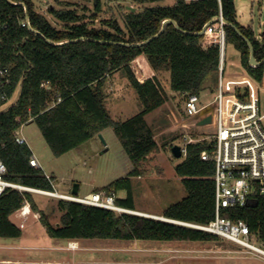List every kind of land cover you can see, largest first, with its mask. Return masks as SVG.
<instances>
[{
	"label": "trees",
	"instance_id": "16d2710c",
	"mask_svg": "<svg viewBox=\"0 0 264 264\" xmlns=\"http://www.w3.org/2000/svg\"><path fill=\"white\" fill-rule=\"evenodd\" d=\"M0 0V22L9 20L10 28L0 37V64L11 66V91L21 83L17 103L0 113V159L7 166L6 179L26 187L54 191L53 177L31 164L33 152L28 144L16 141L22 124L36 122L55 156L79 149L104 128L112 127L132 162L128 176L107 187L108 192L126 190L125 199L116 203L136 210L132 177L144 176L147 164L159 152L147 114L165 104L169 95L157 71L170 72L172 90L201 95L205 81L218 75L220 50L218 44H203L205 34L197 35L213 18L222 14L227 43L240 53L241 72L261 83L264 64L252 66L250 47L239 31L252 43L258 61L264 59V33L258 40L250 26L237 17L235 0H176L174 5L146 6L126 14L124 26L115 19H105L103 26L89 25L85 14L74 8L50 7L49 12L63 26L53 25L35 7L32 0ZM143 1V0H141ZM31 27H21L18 16L25 7ZM100 10V0H95ZM166 19L172 23L153 40L135 45L156 35ZM50 41H48V40ZM124 69L135 89L140 111L127 120H115L106 107L104 86L107 78ZM175 139V138H174ZM172 139V141L174 140ZM207 140L186 144V155L175 167L187 191L186 197L168 206L163 217L177 221L208 223L215 218V165L202 159L201 153L211 150ZM173 146V145H172ZM28 202L40 214L46 232L55 238L83 239L217 241L221 237L172 221L132 212L87 205L60 199L62 211L57 223L39 208L28 190L7 188L0 195V237H20L22 228L13 215ZM220 215L232 220L243 219L264 242V199L246 207H224Z\"/></svg>",
	"mask_w": 264,
	"mask_h": 264
},
{
	"label": "rangeland",
	"instance_id": "374dc122",
	"mask_svg": "<svg viewBox=\"0 0 264 264\" xmlns=\"http://www.w3.org/2000/svg\"><path fill=\"white\" fill-rule=\"evenodd\" d=\"M32 1L37 10L57 27L63 24L49 12L50 7L76 8L85 14V21L89 25L103 26L105 19H115L124 26L128 7L140 11L146 6L174 5L176 2V0H100L101 9L96 10L95 0ZM235 5L239 22L250 26L257 39L261 41L264 33V0H235ZM214 25L218 26L217 23ZM206 36L211 37L213 33L205 34L202 41L204 45L207 43ZM224 62L225 71L222 74L211 75L205 81L206 89L201 93L202 102L215 99L222 78L226 92L231 91L234 84L248 83L249 78L253 82L250 84L251 94L256 93L255 86H258L256 81L248 75V78L239 77L240 53L230 43L226 45ZM168 72L159 70L157 74L168 92L169 99L146 116L148 124L155 132L159 152L147 164L148 171L144 176L132 177L136 210L156 216H162L168 206L187 195L181 177L175 170L184 156L176 157L172 153V145L184 146L185 135L196 139H209L215 133L213 123L199 125L198 117H188L184 113L185 97L171 89ZM104 92L106 107L113 119L124 121L140 111L138 95L124 69L107 78ZM21 132L32 152L40 160L45 175L53 177L54 183L57 184L56 189L68 194L73 193L75 184L80 187L79 196L105 188L113 181L128 176L133 168L112 127L104 128L101 137L98 134L83 143L79 149L71 150L62 156L53 154L36 122L23 124ZM30 192L39 208L50 213L49 220L57 223L62 214L58 201L62 198ZM127 195L126 190L117 191V196L121 199H125ZM25 205L29 203L26 202ZM29 208L30 213L26 216L20 214V209L13 215V221L22 228V235L0 237V261L10 260V264H244L248 260L251 264H264L255 259H247L248 254L243 252L242 247L222 237L214 242L83 239L68 243L67 239L50 236L40 222V214ZM72 244L75 246L72 247Z\"/></svg>",
	"mask_w": 264,
	"mask_h": 264
},
{
	"label": "built area",
	"instance_id": "2783aa9c",
	"mask_svg": "<svg viewBox=\"0 0 264 264\" xmlns=\"http://www.w3.org/2000/svg\"><path fill=\"white\" fill-rule=\"evenodd\" d=\"M10 2L18 4L12 0ZM18 19L21 27L32 29L26 7L24 16H18ZM216 23L218 26L212 25L205 31V34H209L213 27L218 30L214 43L219 46V73L222 74L225 71L224 58L227 45L224 29L226 22L222 14ZM9 28V20L0 22V37ZM206 39L208 41V37ZM224 83V79L222 78L219 91L212 101L202 102L201 95L198 94H183L185 97L184 113L188 117H199L200 112L205 107H213L212 123L215 128V133L209 139H196L192 136L185 135V143L181 147L182 155L185 156L187 143L204 140L213 142L211 150L203 151L201 157L206 161L214 162L215 165L213 176L216 188L215 218L205 224L177 220L172 221L232 241L243 248V252L248 254L247 259L264 262V242L259 238L258 232H253L248 222L243 219L232 220L220 215L221 208L234 206L246 207L255 204L259 198L264 199V77L261 83L256 82L258 86H255L256 93L253 95L251 94L250 85L253 83L252 81L244 84H234L233 89L227 92L224 88ZM11 86V66L0 64V113L10 109L19 99L22 88L21 83L12 91ZM229 96L232 98L229 99ZM22 126L16 132V141L20 144H27V140L21 132ZM30 161L33 166L39 167L34 157ZM6 175L7 166L0 159V195L7 188L11 187L20 191L28 190L56 195L62 199L99 206L118 212L133 211L125 209L116 203L117 194L114 191L95 190L83 196L60 192L56 189L50 192L11 182L6 179ZM47 177L50 179V176ZM26 206L24 205L20 209L22 216L28 215L25 214ZM245 264L250 263L247 262Z\"/></svg>",
	"mask_w": 264,
	"mask_h": 264
},
{
	"label": "water",
	"instance_id": "95a60500",
	"mask_svg": "<svg viewBox=\"0 0 264 264\" xmlns=\"http://www.w3.org/2000/svg\"><path fill=\"white\" fill-rule=\"evenodd\" d=\"M9 2L11 1V0H8ZM132 12H134L135 11V8H133V7H128ZM221 18V15H219V16H216L215 18H213L212 20H210L204 27H203V29L200 31V32H198V33H196L197 35H203V34H205V31L209 28V27H211L212 25H214L219 19ZM224 19V18H223ZM224 21H225V19H224ZM226 22V21H225ZM170 23H172V24H174L175 26H176V28L179 30V26L177 25V23L173 20V19H166L164 22H163V24H162V27H161V29H160V31L156 34V35H154V36H152L151 38H149V39H147L146 41H143V42H140V43H136L135 45H143V44H146V43H148L149 41H151V40H153L154 38H156V37H158L163 31H164V29H165V27H166V25L167 24H170ZM227 23V22H226ZM232 27L242 36V38L243 39H245L246 41H247V43L249 44V47H250V59H249V62H250V64H252V65H254V66H261V65H263L264 64V59L263 60H261V61H258L256 58H255V56H254V53H253V46H252V43L239 31V29L236 27V26H234V25H232ZM32 31H34L36 34H40L38 31H36V30H34L33 28H32ZM48 40V39H47ZM48 41H50V40H48ZM212 111H213V107L212 106H207V107H205L201 112H200V114H199V117L198 118H200L199 119V121H198V124L199 125H205V124H211L212 123ZM99 136L101 137L102 135H101V133H99ZM172 153L176 156V157H181L182 156V147H181V145H179V144H174L173 146H172ZM78 188H79V186H78V184H75L74 186H73V193L72 194H74V195H77L78 194ZM133 213V212H132ZM152 217V216H151ZM153 218H157V219H161V220H166V221H172L171 219H167V218H165V217H163V216H158V217H153ZM173 222V221H172Z\"/></svg>",
	"mask_w": 264,
	"mask_h": 264
},
{
	"label": "crops",
	"instance_id": "0c3cea01",
	"mask_svg": "<svg viewBox=\"0 0 264 264\" xmlns=\"http://www.w3.org/2000/svg\"><path fill=\"white\" fill-rule=\"evenodd\" d=\"M216 29H215V27H213L212 28V31L210 32L211 33V35H212V33H213V36H209L208 37V41H207V43L206 44H210V43H212V42H214V38L216 37V31H215ZM213 37V38H212ZM168 73H170V72H168ZM170 75V74H169ZM240 76H243V77H245V78H248V76L247 75H245L244 73H242V72H240V74H239V77ZM168 78H169V76H168ZM248 81H251L249 78H248ZM200 119V118H199ZM33 157L36 159V161H37V163H38V165H39V167H41L42 169H43V167H42V165H41V163H40V160L38 159V157L34 154V152H33ZM46 173V172H45ZM47 176H49L48 174H46ZM53 186L55 187V189L57 188L56 186H57V184L56 183H54V181H53ZM56 190H58V189H56ZM79 190H80V187L78 188V192H79ZM58 191H60V192H63V191H61V190H58ZM36 193H38V192H36ZM65 193V192H64ZM41 194H43V193H41ZM28 207H29V205H28ZM30 209V208H29ZM138 211H140V210H138ZM142 212H146V211H142ZM71 243V242H78V241H74V240H68V243ZM73 245V244H72ZM250 260V259H249ZM10 260H2V261H0V264H10V262H9ZM258 261H260V260H258ZM9 262V263H8ZM248 262V260L245 262V263H247ZM260 262H262V261H260ZM244 263V264H245ZM250 264H251V262H249ZM262 263H264V262H262Z\"/></svg>",
	"mask_w": 264,
	"mask_h": 264
},
{
	"label": "bare ground",
	"instance_id": "6f19581e",
	"mask_svg": "<svg viewBox=\"0 0 264 264\" xmlns=\"http://www.w3.org/2000/svg\"><path fill=\"white\" fill-rule=\"evenodd\" d=\"M23 213H24V211H22ZM133 213H136V214H140V215H147V216H156V215H153V214H149V213H145V212H142V211H138V210H133L132 211ZM28 213H30V209H29V207H28V205L26 206V208H25V214H28ZM156 217H158V216H156ZM75 245L73 244L72 245V247H74Z\"/></svg>",
	"mask_w": 264,
	"mask_h": 264
},
{
	"label": "clouds",
	"instance_id": "9594fccd",
	"mask_svg": "<svg viewBox=\"0 0 264 264\" xmlns=\"http://www.w3.org/2000/svg\"><path fill=\"white\" fill-rule=\"evenodd\" d=\"M30 207V206H29Z\"/></svg>",
	"mask_w": 264,
	"mask_h": 264
}]
</instances>
